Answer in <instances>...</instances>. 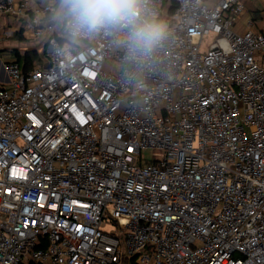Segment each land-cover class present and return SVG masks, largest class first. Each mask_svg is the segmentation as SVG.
I'll use <instances>...</instances> for the list:
<instances>
[{
	"label": "built area",
	"instance_id": "built-area-1",
	"mask_svg": "<svg viewBox=\"0 0 264 264\" xmlns=\"http://www.w3.org/2000/svg\"><path fill=\"white\" fill-rule=\"evenodd\" d=\"M147 6L168 35L135 61L30 9L43 66L0 65V264H264V34L232 31L240 0ZM28 7L0 0V44Z\"/></svg>",
	"mask_w": 264,
	"mask_h": 264
},
{
	"label": "clouds",
	"instance_id": "clouds-1",
	"mask_svg": "<svg viewBox=\"0 0 264 264\" xmlns=\"http://www.w3.org/2000/svg\"><path fill=\"white\" fill-rule=\"evenodd\" d=\"M149 0H59L56 17L72 40L116 35L129 59L150 55L167 38V26Z\"/></svg>",
	"mask_w": 264,
	"mask_h": 264
},
{
	"label": "crops",
	"instance_id": "crops-1",
	"mask_svg": "<svg viewBox=\"0 0 264 264\" xmlns=\"http://www.w3.org/2000/svg\"><path fill=\"white\" fill-rule=\"evenodd\" d=\"M28 2V16L22 19H16V18H6L1 21V27L3 28V31L12 33V36H15L17 41L22 42L20 45L21 47H18L17 45H13L11 48H6L4 42L3 44H0V52H6V61L4 64H7L8 62L13 61L12 54L13 52L17 51L19 54H24L27 52H34L39 46L40 50L42 49V40H36L32 36V26L30 25L31 21V14L30 9L34 6H45V5H53L54 6V12L49 14L46 17L47 22H53L58 20L56 17V12L59 7V0H26ZM242 4L244 5V12L240 16V18L233 24L232 31L235 34H243L246 31H251L255 34H264V0H240ZM205 4L209 7L214 6L217 3V0H204ZM15 23H18L21 25L20 27H17ZM21 36V37H20ZM10 37V38H11ZM9 38V39H10ZM24 40V41H23ZM29 41V46L28 43ZM34 41H38L39 44L37 47H34L33 43ZM19 42H13L14 44H17ZM24 42V43H23ZM35 66H38L37 63H35ZM5 83V81H4Z\"/></svg>",
	"mask_w": 264,
	"mask_h": 264
},
{
	"label": "rangeland",
	"instance_id": "rangeland-1",
	"mask_svg": "<svg viewBox=\"0 0 264 264\" xmlns=\"http://www.w3.org/2000/svg\"><path fill=\"white\" fill-rule=\"evenodd\" d=\"M15 24H16L17 27H20L21 26L18 23H15ZM17 39L18 38H16L15 36H13L10 39H8L7 40V43L5 44L6 48H11V47H13V45H15V46L17 45L18 47H21L22 45H20V43H22V42L17 41ZM213 39L214 38H213L212 35L207 36V37H204L203 40H202V42H201V50L202 51L206 50L208 48V46L210 45V43L213 42ZM13 42H19V43L14 44ZM37 42L38 41H34V43H33L34 47H37L39 45ZM26 43H28V45H25V46L28 47L29 46V41H27ZM5 53L6 52H0V65L4 64L5 61H6L5 60L6 59V54ZM31 54H35V57H33V59H32L34 61L33 63H37L38 66H43L44 61L42 59H40V54H42V52L40 50V46L36 50H34V52L31 53ZM103 68H104V70L106 72H109L110 70L116 68V66L113 65V64L107 63V64H105L103 66ZM0 85L7 86V83H1L0 82ZM141 157H142V159L150 160L151 157H152V152L150 150H143L141 152Z\"/></svg>",
	"mask_w": 264,
	"mask_h": 264
},
{
	"label": "trees",
	"instance_id": "trees-1",
	"mask_svg": "<svg viewBox=\"0 0 264 264\" xmlns=\"http://www.w3.org/2000/svg\"><path fill=\"white\" fill-rule=\"evenodd\" d=\"M171 5H173L172 2H171ZM59 41H60V43L62 42V40H59ZM31 53H33V52H27L24 54H19L17 51H15L12 54L13 61H11V62L17 63L20 66L21 71L23 73H27L33 68V66L35 64V63H33L34 61L32 60L33 57H35V54H31ZM8 63H10V62H8Z\"/></svg>",
	"mask_w": 264,
	"mask_h": 264
},
{
	"label": "water",
	"instance_id": "water-1",
	"mask_svg": "<svg viewBox=\"0 0 264 264\" xmlns=\"http://www.w3.org/2000/svg\"><path fill=\"white\" fill-rule=\"evenodd\" d=\"M5 83H7V80L5 81Z\"/></svg>",
	"mask_w": 264,
	"mask_h": 264
}]
</instances>
